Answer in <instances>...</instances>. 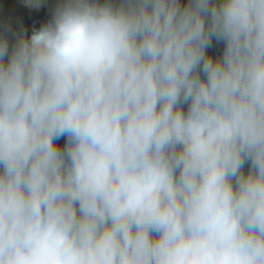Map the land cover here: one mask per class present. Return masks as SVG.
<instances>
[{
  "label": "clouds",
  "instance_id": "1",
  "mask_svg": "<svg viewBox=\"0 0 264 264\" xmlns=\"http://www.w3.org/2000/svg\"><path fill=\"white\" fill-rule=\"evenodd\" d=\"M17 5L0 264H264V0Z\"/></svg>",
  "mask_w": 264,
  "mask_h": 264
},
{
  "label": "trees",
  "instance_id": "2",
  "mask_svg": "<svg viewBox=\"0 0 264 264\" xmlns=\"http://www.w3.org/2000/svg\"><path fill=\"white\" fill-rule=\"evenodd\" d=\"M15 11L17 15H22V11L17 5V0H0V14L7 15L9 12ZM43 19V17H41ZM25 26H30L32 21H24ZM62 143V141H61Z\"/></svg>",
  "mask_w": 264,
  "mask_h": 264
}]
</instances>
